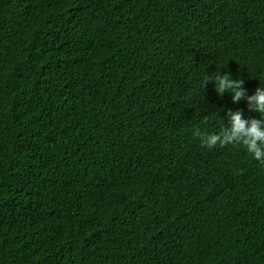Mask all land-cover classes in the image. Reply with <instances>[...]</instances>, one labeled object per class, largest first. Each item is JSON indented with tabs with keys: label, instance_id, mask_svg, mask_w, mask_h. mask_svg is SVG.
I'll return each mask as SVG.
<instances>
[{
	"label": "trees",
	"instance_id": "obj_1",
	"mask_svg": "<svg viewBox=\"0 0 264 264\" xmlns=\"http://www.w3.org/2000/svg\"><path fill=\"white\" fill-rule=\"evenodd\" d=\"M219 71L264 88V0H0V264H264Z\"/></svg>",
	"mask_w": 264,
	"mask_h": 264
},
{
	"label": "clouds",
	"instance_id": "obj_2",
	"mask_svg": "<svg viewBox=\"0 0 264 264\" xmlns=\"http://www.w3.org/2000/svg\"><path fill=\"white\" fill-rule=\"evenodd\" d=\"M209 81L215 82V89L219 95L226 91L231 92L234 103L246 98L249 109L259 113L261 118H245L241 110L229 109L226 127H222L218 132L201 131L200 128H196L193 135L208 149L242 145L254 159L264 165V88L259 86L254 94L247 95L243 79H232L230 73L222 74L220 71L214 79H206L203 87ZM191 226L190 223L189 228Z\"/></svg>",
	"mask_w": 264,
	"mask_h": 264
}]
</instances>
